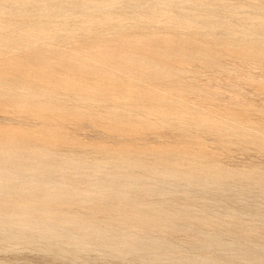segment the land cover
I'll return each instance as SVG.
<instances>
[{
    "label": "rangeland",
    "instance_id": "rangeland-1",
    "mask_svg": "<svg viewBox=\"0 0 264 264\" xmlns=\"http://www.w3.org/2000/svg\"><path fill=\"white\" fill-rule=\"evenodd\" d=\"M14 148L47 157L1 174L0 204L98 200L53 210L71 223L52 246L0 236V264H264V0H0V151ZM114 177L117 198L98 189Z\"/></svg>",
    "mask_w": 264,
    "mask_h": 264
},
{
    "label": "bare ground",
    "instance_id": "bare-ground-1",
    "mask_svg": "<svg viewBox=\"0 0 264 264\" xmlns=\"http://www.w3.org/2000/svg\"><path fill=\"white\" fill-rule=\"evenodd\" d=\"M111 155H113V154H111ZM45 156H46V154H43L42 152H39V151L34 150V149H32V151L29 153L20 152L18 150H15V148L10 149V150H1L0 151V177H2L1 174H4V172L17 173V174H21V175H24L26 173H35L36 171L38 172V167L33 168L32 165H30V163L32 160H34V161H37L36 162L37 164H40L41 162H43V158ZM136 156H137V154H136ZM55 165H56V163H55ZM10 166H14V168H10ZM138 166H140V165H138ZM136 167H137V165H136ZM52 169H54V168H52ZM75 170L82 171V172L87 171V169L84 168V166L80 165V164L75 165ZM41 171L50 173L52 171L57 172V169H54V170L42 169ZM170 174H172V173H170ZM179 180H177V181H179ZM115 181H117V180L114 177L110 181V183L103 185L102 187L99 186L98 189H101V190L103 189L104 195H106V196L117 198L116 195H114L111 192V189L113 190L115 188V183H116ZM165 182H166V180H165ZM0 185H2L1 181H0ZM66 192H68V190H66ZM66 192H64L62 194H49V195H44L41 197H35L34 194L17 195V197H13L11 195L8 196V198L11 199L10 204H8V202H7L8 205L5 204L6 203L5 201H4L5 203L0 204V236H2L3 240H5V241H20V240L29 241L32 238L31 233L37 231V229H38L39 234H40V238L49 241V244L51 246L56 244V242H58L59 240L70 237L68 235V228H66V226L70 225L71 221L69 222V221H67V219H63L61 217V216H63V214L58 215L57 213H54L55 211L53 212V210H55V209L58 210V208H59L58 206H60L64 201L78 199L81 202L93 203V201H96L98 199L96 198L97 194L95 193V191H93L91 189L86 191L85 193H72V192L66 193ZM31 200L32 201L33 200H39V201H38V204L35 205L34 203H32ZM53 203H54V206L51 205ZM100 203L101 202L99 201V203L96 204L95 207H93V210H95V209L99 210L101 208H104L103 205L101 206ZM132 207L138 209V208H142L143 205L133 204ZM107 209H105V210L107 211ZM81 213H82V211H81ZM185 213H186V211L184 212V214ZM90 214H92V213H90ZM109 214H112V213H109ZM147 218H149V217H147ZM143 220L141 222L142 225H147V222L143 221ZM50 221L52 223H50ZM18 225H20L21 228H19L17 231H15L14 227L18 226ZM148 225H150V224H148ZM87 226L85 228H82L81 237H79V238L78 237L77 238L71 237V239H70L71 245H73L74 247H77V248H82L84 246V241H85L84 238L97 233L96 232L97 228H95V226L94 227H92L91 225H87ZM79 232H80V230H79ZM109 235H110V232H107V233L103 234L102 237L99 236V238H98L99 243L101 242L103 247L108 248V249H112L111 251L120 254L122 252V248L120 246L113 247L108 243V241H110V239H111L109 237ZM129 244L131 245V249L133 251L138 250L139 246H137L138 245L137 240H133L132 242H129Z\"/></svg>",
    "mask_w": 264,
    "mask_h": 264
}]
</instances>
